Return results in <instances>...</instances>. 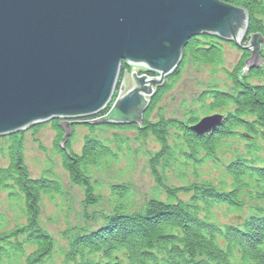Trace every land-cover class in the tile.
<instances>
[{
  "label": "trees",
  "instance_id": "1",
  "mask_svg": "<svg viewBox=\"0 0 264 264\" xmlns=\"http://www.w3.org/2000/svg\"><path fill=\"white\" fill-rule=\"evenodd\" d=\"M230 2L250 18L246 34L248 43L244 48L249 47L255 36L264 38L261 18L264 3L261 0ZM222 56L217 40L209 36L190 40L184 50L185 60L192 57L206 65H218ZM252 57V51L244 50L242 61L232 72H227L232 83L231 92L220 89L203 92L196 101L197 108L188 110L184 120L162 117L156 122L151 121L164 95L171 91L167 84L156 87L141 126L101 125L112 131L134 130L141 138L152 136L155 139L160 150L151 154L152 176L170 200L177 202L152 200L143 214L117 213L99 231L70 238L69 248L64 252V264H119L120 253H124L129 264H264V208L238 227L221 228L201 219V213L214 205L241 210L245 208L246 200L264 202V160L257 141L264 144V71L248 67ZM184 66L182 64L169 79H178ZM123 68L126 72L125 63ZM253 80L260 83H250ZM222 111L225 112L222 114L224 120L211 134L202 137L190 131L202 117ZM108 113L70 123H93ZM51 125L57 134L55 147L63 158L64 169L71 183L83 189V205L96 207L101 197L88 169L104 160H116L118 155L97 139L86 141L82 157L74 156L69 145L66 153L60 148L65 137L62 121H53ZM87 127L95 130L91 125ZM40 129L36 127L35 132ZM9 140V164L0 168V190L7 192L12 202L20 203L19 209L26 221L4 232L6 218L0 215V264H13L22 257H26L25 264H48L53 259L56 245L54 238L41 226V204L47 195H61L63 187L57 181L33 178L26 165L23 141L18 140V135L10 136ZM227 140L244 145L242 154L235 153V160L225 169L233 181L230 186L224 184L227 191L217 190L212 182L198 181L177 190L162 183V174L174 169L180 160L198 165L204 158L214 159L221 143ZM128 188L120 185L112 186L110 190L113 195L125 199L129 195ZM182 194L189 196V204L179 199ZM29 249L31 252L28 253ZM94 256L101 258L94 260ZM235 259L239 263H235Z\"/></svg>",
  "mask_w": 264,
  "mask_h": 264
},
{
  "label": "water",
  "instance_id": "2",
  "mask_svg": "<svg viewBox=\"0 0 264 264\" xmlns=\"http://www.w3.org/2000/svg\"><path fill=\"white\" fill-rule=\"evenodd\" d=\"M248 25L244 10L220 0H0V138L98 115L124 62L130 69L119 98L92 125L141 126L148 100L181 65L190 40L209 35L240 47ZM137 69L160 77H139ZM222 121L208 117L192 131L204 136Z\"/></svg>",
  "mask_w": 264,
  "mask_h": 264
},
{
  "label": "rangeland",
  "instance_id": "3",
  "mask_svg": "<svg viewBox=\"0 0 264 264\" xmlns=\"http://www.w3.org/2000/svg\"><path fill=\"white\" fill-rule=\"evenodd\" d=\"M220 1L231 5L230 0ZM261 1L264 3V0ZM261 18L264 23V16ZM257 37L261 43L259 59L253 54L248 67L250 69L254 67L260 68L264 71V38L261 36ZM212 38L217 40V44L223 52L220 63L218 65H206L197 62L192 57H188L186 60L184 57L180 67L182 64L185 66L179 78L171 81L169 78L172 75H170L162 84H169L171 91L164 95L154 114L151 116V121L156 122L162 117L165 119L184 120L187 117L188 110L197 108L196 101L203 92L212 89L231 92L232 83L229 80L227 72H232L242 61L244 50H250L254 53V39L248 44L249 47L244 48L248 43L246 37L240 47L215 37ZM123 69L122 67L118 85L111 102L98 115L110 111L119 98L124 76ZM129 69L130 66H127V70ZM177 70L173 73H176ZM149 72L137 69L139 77L143 75H147L148 77L152 75V78L160 77L157 73ZM250 83L258 84L260 82L253 80ZM156 90L148 100L149 104ZM223 113L225 112H213L209 116L202 117L201 120L214 115H222ZM57 120L62 121L64 127L65 137L60 143V148L64 152L68 153L67 146L69 145L72 148L74 156L82 157L86 141L88 139H97L110 147L118 155V158L116 160H104L98 166H92L88 169V174L93 184L95 183L97 194L101 197V202L96 207L89 208L83 205V189L71 183L70 176L63 166V158L56 150L57 134L51 125L53 121L15 134L18 135L19 141H23L26 165L33 178H45L46 180L57 181L63 187L61 195H47L43 197L41 204V226L54 238L56 245L53 259L48 264H64V252L69 248L70 238L99 231L117 213H126L127 215L143 214L148 211V205L152 200L164 203L171 201L174 202L173 204H176L177 201L170 200L169 196H167L163 188L156 184L152 176L150 160L160 150V146L152 136L141 138L138 132L134 130L112 131L101 126H94L92 123H74L69 130L71 136L66 138V124L74 120L65 118ZM87 125H91L92 128L95 127V130L91 131ZM36 127H41L37 133L35 132ZM9 137L0 138V168H6L9 164V148L11 145ZM257 141L259 146L262 147V159L264 160V144L259 139ZM243 147L244 145L239 141L227 140L221 143L214 159L204 158L202 164L198 165L180 160L176 165L175 163L173 164V166L175 165L174 169L167 170V173L162 174V183L169 189L177 190L190 187L198 181L212 182L218 188L215 187L217 190L221 192L227 191L224 184L230 186L233 181L227 175L225 169L227 165L235 160V153L242 154ZM120 185L129 187V195L125 199L113 195L110 190L112 186ZM179 199L187 204L190 203L189 196L182 194L179 195ZM19 204L18 202H12L10 197H8V193L0 190V215L6 218V224L2 223L3 225L5 224L4 232L25 223L26 220L22 215V209H19ZM262 208H264V202L252 200H246V206L241 210L214 205L213 208L207 209V212L201 213V219L209 220L211 224H215L221 228L225 226L238 227L252 215L259 214V209ZM29 252H31L30 249L28 250ZM25 259L26 257H22L18 262L13 264H25ZM99 259L98 256H94V260ZM125 259L124 253H120L119 264H129L127 259ZM235 263L239 262L235 259Z\"/></svg>",
  "mask_w": 264,
  "mask_h": 264
},
{
  "label": "bare ground",
  "instance_id": "4",
  "mask_svg": "<svg viewBox=\"0 0 264 264\" xmlns=\"http://www.w3.org/2000/svg\"><path fill=\"white\" fill-rule=\"evenodd\" d=\"M179 67H180V66H179ZM179 67H178V68H179ZM176 70H177V69H176ZM174 72H175V71H174ZM137 75H138V74H137ZM171 75H174V73H173V74H171ZM192 128H193V127H191V128H190V131H191V132H193V131H192ZM212 132H213V131H211L210 133H207V134H211ZM193 133H194V134H196V135H198V134H197V133H195V132H193ZM207 134H206V135H207ZM198 136H199V135H198ZM202 137H203V136H202Z\"/></svg>",
  "mask_w": 264,
  "mask_h": 264
}]
</instances>
